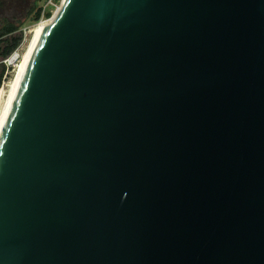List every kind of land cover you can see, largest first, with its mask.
<instances>
[{
  "label": "water",
  "instance_id": "obj_1",
  "mask_svg": "<svg viewBox=\"0 0 264 264\" xmlns=\"http://www.w3.org/2000/svg\"><path fill=\"white\" fill-rule=\"evenodd\" d=\"M0 264H264V0H63L0 134Z\"/></svg>",
  "mask_w": 264,
  "mask_h": 264
},
{
  "label": "bare ground",
  "instance_id": "obj_2",
  "mask_svg": "<svg viewBox=\"0 0 264 264\" xmlns=\"http://www.w3.org/2000/svg\"><path fill=\"white\" fill-rule=\"evenodd\" d=\"M47 24L48 23L45 22L38 23L32 28L30 32V38L27 40L25 50L23 51L22 59L19 62L12 79L8 84H5L2 88H0V134L12 108L15 96L18 92L21 79L25 72L31 53L34 49L36 40Z\"/></svg>",
  "mask_w": 264,
  "mask_h": 264
},
{
  "label": "built area",
  "instance_id": "obj_3",
  "mask_svg": "<svg viewBox=\"0 0 264 264\" xmlns=\"http://www.w3.org/2000/svg\"><path fill=\"white\" fill-rule=\"evenodd\" d=\"M62 2L63 0H44V2L39 6L41 15L40 20L37 23H50L59 11ZM37 23L21 28V31L23 32L24 36L22 43L11 54H9L7 57L0 61V63L3 64L5 67L4 75L2 77L4 83L5 80L8 78L9 74L15 72L23 56L25 41H27L28 35L31 32L32 27Z\"/></svg>",
  "mask_w": 264,
  "mask_h": 264
},
{
  "label": "trees",
  "instance_id": "obj_4",
  "mask_svg": "<svg viewBox=\"0 0 264 264\" xmlns=\"http://www.w3.org/2000/svg\"><path fill=\"white\" fill-rule=\"evenodd\" d=\"M41 0H35L34 5L28 11L29 15H33L31 22L32 24L37 23L40 20L41 11L38 4ZM28 17V16H27ZM30 17V16H29ZM24 22H20L18 25L14 23H8L2 30H0V61L11 54L23 41V32L21 26ZM0 87L2 85V77L4 75L5 67L0 63Z\"/></svg>",
  "mask_w": 264,
  "mask_h": 264
},
{
  "label": "rangeland",
  "instance_id": "obj_5",
  "mask_svg": "<svg viewBox=\"0 0 264 264\" xmlns=\"http://www.w3.org/2000/svg\"><path fill=\"white\" fill-rule=\"evenodd\" d=\"M29 1L30 0H0V30H2V28L8 23H14L18 25L20 22H24V24L21 26L22 28L27 27L29 25H33L30 22L34 13L32 15L28 14L29 9L31 8V6H29L31 4ZM43 2L44 0H41L38 4V7ZM29 38H30V33L28 35L27 40ZM26 44L27 41H25L23 51L25 50ZM0 72H1V68H0ZM13 75L14 72L12 74H9L8 78L5 80V83L2 80V85L0 88H2L5 84H8L9 81L12 79Z\"/></svg>",
  "mask_w": 264,
  "mask_h": 264
},
{
  "label": "flooded vegetation",
  "instance_id": "obj_6",
  "mask_svg": "<svg viewBox=\"0 0 264 264\" xmlns=\"http://www.w3.org/2000/svg\"><path fill=\"white\" fill-rule=\"evenodd\" d=\"M29 2L31 3L29 6L32 7V6L34 5V3H35V0H30ZM29 10H30V9H29Z\"/></svg>",
  "mask_w": 264,
  "mask_h": 264
}]
</instances>
